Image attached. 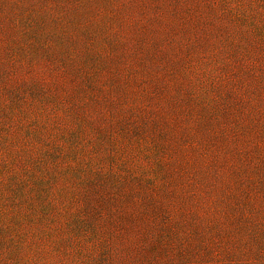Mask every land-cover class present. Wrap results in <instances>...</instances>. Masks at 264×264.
Masks as SVG:
<instances>
[{
  "label": "rangeland",
  "instance_id": "obj_1",
  "mask_svg": "<svg viewBox=\"0 0 264 264\" xmlns=\"http://www.w3.org/2000/svg\"><path fill=\"white\" fill-rule=\"evenodd\" d=\"M0 264H264V0H0Z\"/></svg>",
  "mask_w": 264,
  "mask_h": 264
}]
</instances>
